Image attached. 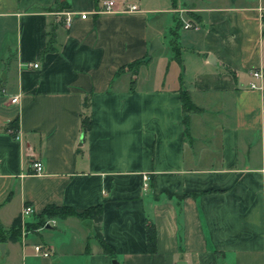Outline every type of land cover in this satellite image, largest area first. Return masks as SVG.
<instances>
[{"label":"crops","instance_id":"crops-1","mask_svg":"<svg viewBox=\"0 0 264 264\" xmlns=\"http://www.w3.org/2000/svg\"><path fill=\"white\" fill-rule=\"evenodd\" d=\"M100 1L0 0V225L25 205V221L99 206L111 254L91 218L68 215L0 242V264H264V0H113L137 10L96 13ZM58 2L85 17L64 27ZM257 68L262 89H249ZM180 90L198 108L186 122Z\"/></svg>","mask_w":264,"mask_h":264},{"label":"trees","instance_id":"trees-1","mask_svg":"<svg viewBox=\"0 0 264 264\" xmlns=\"http://www.w3.org/2000/svg\"><path fill=\"white\" fill-rule=\"evenodd\" d=\"M172 2H174V0H172ZM63 7H65V3L58 2L57 6H55L54 9L60 10ZM178 26L179 25L177 23L175 27H178ZM175 38L176 36L175 37L173 36V40L171 41V49L173 51L174 57L177 58L178 53H177V48L175 44ZM52 42L53 41H52L51 35H49L46 45L45 47L41 49L40 54H44L45 52H48V51H53L54 47L52 46ZM147 61H148V57L144 59L133 60L132 62L127 64V68H129L132 72H135L136 68L139 65L146 63ZM120 69L121 68H119V70ZM179 99L181 103V108L183 112L185 113L184 114L185 117H183V121L186 122V113L190 111H196L198 110V108L195 107L191 103L186 91L184 90L179 91ZM263 99H264V91H263ZM81 107L83 109V112L80 115V132L82 135H84L90 127V116L87 110L88 109V95L83 97L81 101ZM6 128L10 129L11 133H13V131H15L17 128L16 118L11 119L7 123ZM68 215L77 216L81 219L85 217L91 218L93 221L94 236L99 241L102 251L107 254H111L110 248L103 241L101 237L100 227H99V223L101 221V210L99 206L89 207L82 212H75L71 208H68V207H58L54 205H48V206H45L38 214H36L32 221H25L24 228L26 231H35L37 228L45 226V224L47 223L49 219H52L54 217L63 218ZM144 229H145V241H146L147 251L149 253H153L154 245H155V230H154V226L152 222L147 220L145 222ZM19 236H20L19 217L15 218L7 229H3L0 225V242H3L5 239L16 240L19 238Z\"/></svg>","mask_w":264,"mask_h":264},{"label":"built area","instance_id":"built-area-1","mask_svg":"<svg viewBox=\"0 0 264 264\" xmlns=\"http://www.w3.org/2000/svg\"><path fill=\"white\" fill-rule=\"evenodd\" d=\"M137 6L135 4L130 3H121L119 8H115V2L113 0H101L99 8L95 10L96 13L99 12H113V11H136ZM57 20L61 21L62 25L64 27H68L71 24V21L73 19V16L77 14L79 18H84L86 13H74L71 11H68L66 9H60L56 13ZM259 17L261 19H264V6L259 8ZM184 29H194L197 27V23L195 21L189 20L185 21L181 25ZM27 66L36 67V63H27ZM249 75L251 76L252 80L248 82L247 87L249 89H262L261 86V80L263 78V73L261 69H251L249 71ZM15 138H17V135H14ZM31 173H39L41 171V163L39 161H32L30 163ZM149 182V176L147 174L141 175V186L142 188L146 187ZM32 212V208L29 205H25L21 208L20 214H19V223H20V229H21V235L23 236L25 232H27L24 228L25 224V217L30 215ZM48 222V221H47ZM33 250L36 253L41 254L42 256H48L49 251H47L44 248H41L39 244H34L32 246Z\"/></svg>","mask_w":264,"mask_h":264},{"label":"water","instance_id":"water-1","mask_svg":"<svg viewBox=\"0 0 264 264\" xmlns=\"http://www.w3.org/2000/svg\"><path fill=\"white\" fill-rule=\"evenodd\" d=\"M155 45H157V41L155 39H152L148 45L147 54H150V52L153 50ZM112 263L116 264V261L112 260Z\"/></svg>","mask_w":264,"mask_h":264},{"label":"rangeland","instance_id":"rangeland-1","mask_svg":"<svg viewBox=\"0 0 264 264\" xmlns=\"http://www.w3.org/2000/svg\"><path fill=\"white\" fill-rule=\"evenodd\" d=\"M166 51H167V53H169V50L168 49Z\"/></svg>","mask_w":264,"mask_h":264}]
</instances>
